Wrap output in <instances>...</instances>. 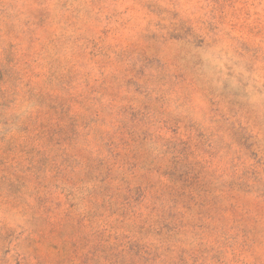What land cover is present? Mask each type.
Returning a JSON list of instances; mask_svg holds the SVG:
<instances>
[{
    "label": "rangeland",
    "instance_id": "374dc122",
    "mask_svg": "<svg viewBox=\"0 0 264 264\" xmlns=\"http://www.w3.org/2000/svg\"><path fill=\"white\" fill-rule=\"evenodd\" d=\"M0 264H264V0H0Z\"/></svg>",
    "mask_w": 264,
    "mask_h": 264
}]
</instances>
